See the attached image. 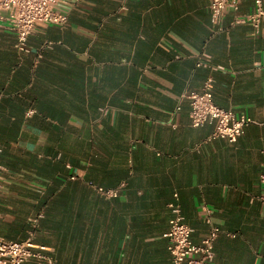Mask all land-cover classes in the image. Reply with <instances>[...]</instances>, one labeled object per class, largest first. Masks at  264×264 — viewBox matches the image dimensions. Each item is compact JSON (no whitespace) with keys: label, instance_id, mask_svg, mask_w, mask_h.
Segmentation results:
<instances>
[{"label":"crops","instance_id":"1","mask_svg":"<svg viewBox=\"0 0 264 264\" xmlns=\"http://www.w3.org/2000/svg\"><path fill=\"white\" fill-rule=\"evenodd\" d=\"M55 9L66 24L36 23L23 51L0 21V237L52 264H170L174 205L194 243L204 209L219 227L208 264H264V19L235 22L254 0L221 32L208 0ZM208 77L218 107L254 121L234 143L190 124L184 95Z\"/></svg>","mask_w":264,"mask_h":264},{"label":"built area","instance_id":"2","mask_svg":"<svg viewBox=\"0 0 264 264\" xmlns=\"http://www.w3.org/2000/svg\"><path fill=\"white\" fill-rule=\"evenodd\" d=\"M59 0H0V21L5 20L16 38L15 47L19 51L25 49L28 36L32 33L36 23L56 24L64 26L67 15L56 11L55 5ZM73 6L81 0H71ZM210 21L217 32L224 28L221 26L223 13L227 7L237 8L239 0H208ZM254 11L245 17L236 20V23L249 22L257 30L264 19V0H254ZM5 16H3V14ZM207 66L205 62H198L197 66ZM213 78L208 77L200 91L186 93L184 97L189 103V117L192 127L212 124L213 130L210 138H222L229 143H234L243 134L244 128L254 123L245 115H236L233 111L218 107L213 100ZM1 169V167H0ZM259 181L264 185V174ZM106 196H115L117 191L98 190ZM258 200L264 205V195ZM173 217L169 222V229L165 233L168 240L170 264H208L214 257V242L220 233L218 226L214 225L206 212L205 222L208 232L199 243L191 239L192 229L183 221L177 206L170 205ZM35 225L36 220L33 221ZM42 247H37L31 239L25 241H6L0 237V264H26L30 259L45 261L52 264V258L43 253Z\"/></svg>","mask_w":264,"mask_h":264}]
</instances>
